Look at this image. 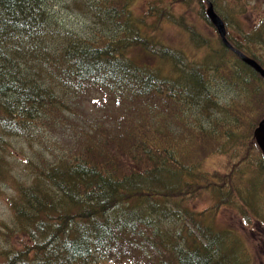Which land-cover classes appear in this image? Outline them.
<instances>
[{
  "label": "trees",
  "instance_id": "1",
  "mask_svg": "<svg viewBox=\"0 0 264 264\" xmlns=\"http://www.w3.org/2000/svg\"><path fill=\"white\" fill-rule=\"evenodd\" d=\"M46 3L0 0V190L11 171L8 138H37L47 150L58 146L50 140L52 126L57 142L70 147L55 154L54 164L41 153L36 173H32L34 167L26 157L30 180L15 187L10 203L15 226L12 232L25 236V240L20 246H0V264H97L122 257L132 264H142V256L147 264L151 259L154 264H225L227 258L233 260L238 248L232 245V254L224 250L227 232L210 233L199 223L197 235L187 226L190 218L194 223L203 212L196 217L189 208L169 209L160 200L192 195L196 183L185 184L184 178L195 177L201 171V158L192 154L187 159L171 145L157 146L155 138L151 144L141 141L139 134L148 126L136 123L144 117L153 119L154 110L159 117L164 111L174 116L176 110L187 105L210 103L215 80L209 79L210 72H204L208 67L194 63L178 68L179 62H175V71H180L164 75L128 58L120 49L125 48L122 40L88 47L71 36L70 42L61 45L62 32L48 14ZM131 3L124 0L120 8H111L112 17L106 9L109 2L98 4L94 0L93 7L102 18L113 20L114 13L122 15L130 31L134 21ZM230 39L264 67V59L250 51L249 45L244 47ZM220 45L214 49V56L222 59L231 50ZM168 48L162 51V59ZM238 59L253 79L264 82ZM237 67L233 64L232 72H219L222 66L218 64L214 74L217 78L225 75L220 76L223 80L233 75L239 78L243 70ZM91 90L101 95L113 93L110 100L122 105L119 109L125 110L126 117L115 119L101 110H94L93 118L83 117L68 108L69 99ZM94 106H98L96 101ZM194 126L202 129L193 139L203 142L198 151L205 157L211 139L200 122H194ZM186 130L192 132L188 127ZM46 137L50 144L44 141ZM84 137L90 141L89 148L80 153ZM160 155L164 156L162 165L169 164L172 172L161 170L162 165L155 166L154 158L161 160ZM145 159L147 166L142 169L138 162ZM161 171L165 172L159 175ZM165 214L181 221L182 230L158 234V227L153 228Z\"/></svg>",
  "mask_w": 264,
  "mask_h": 264
},
{
  "label": "rangeland",
  "instance_id": "2",
  "mask_svg": "<svg viewBox=\"0 0 264 264\" xmlns=\"http://www.w3.org/2000/svg\"><path fill=\"white\" fill-rule=\"evenodd\" d=\"M101 2H109L106 9L111 16V8H120L124 0H97L98 4ZM214 2L215 9L226 22L228 37L244 47L249 45L250 51L264 59V0H214ZM93 4L94 0H47L48 14L59 25L56 28L62 32L61 45L70 42L71 36L88 47L104 46L112 40L113 42L122 40L125 48L120 49L128 58L164 75L180 71H175V62H179L178 68L185 66L187 68L189 64L194 63H203L208 67L204 72H210L209 79L215 80V86L210 83V86L212 85L210 103L200 101L199 105L197 103L187 105L176 110L174 116L171 111L162 110L164 113L159 117V113L154 110L153 119L149 117L147 111L146 115L149 118L144 117L136 122L148 126L139 134V138L147 144H151L155 138L157 146L171 145L177 154L181 152L187 159H190L192 154L201 158L202 163L199 165L201 171L195 177L184 178L185 184L196 183L192 195L186 199H181V196H170L160 200L169 209L184 211L189 208L196 217L198 213L203 212L198 221L195 220L193 223L190 218L187 222V226L197 235L199 234L196 227L199 223L210 233L227 232L226 239L223 240L224 250L232 254L234 246L238 248V252L233 260L229 261L227 258L225 264H264V156L253 137L255 128L264 118V106L262 107L264 82L259 83L253 79L251 71L246 70L243 65L240 66L237 62L238 57L233 52H228L222 59L214 56V49L220 47L222 42H219V36L210 21L205 19L206 2L132 0L131 15L134 21L130 31H127L122 15L114 13L113 20L104 16L107 20L105 23L104 18L95 13ZM165 47L169 48L166 49V58L162 59L160 55ZM175 58L180 61L174 60ZM218 64L222 66L219 72H224L225 69V72H232L235 64L238 66L237 70L240 68L243 70L242 75L239 78L233 75L223 80L221 77L225 75L221 74V77L217 78L214 68ZM91 92L93 90L84 91L76 98L69 99L71 101L68 108L79 112L83 117L93 118L94 110L108 112L119 120L126 117L125 110L119 109L122 105L110 100L114 97L113 93L101 95ZM95 101L97 107L94 106ZM113 110L116 111L112 113ZM194 122H200L204 133L211 139L207 149L209 153L205 157L198 151L203 142L193 139L195 133L202 132V129L194 126ZM132 125L133 123L129 124L127 129L130 130ZM186 127L192 132L187 131ZM160 134L165 138L160 139ZM36 140L37 138H8L7 157L11 171L8 182L0 190V246H20L25 240V236H17V232H12L15 226L10 203L16 193L15 187L24 180H30L28 176L31 171L25 163L26 157L34 167L32 173H36V166L41 163V153L54 164L55 154L63 153L70 147L68 144L57 142L52 126L50 140L58 146L47 148L45 145L46 150ZM84 140L78 148L80 153L87 152L89 148L87 144L90 141L86 137ZM44 141L51 143L47 137ZM162 157L164 156L157 160L155 156L154 161H157L155 166L164 163ZM146 162L145 159L138 163L144 169L147 166ZM160 168L161 170L168 168V172L173 171L169 164ZM178 219L182 220L181 214ZM156 223L157 226L153 229L156 230L158 227V234L165 230L177 234L184 225L168 214ZM4 226L10 228L6 229ZM125 258L101 260L97 264H132ZM141 259L142 264H147L146 257L142 256ZM149 262L154 264L152 259Z\"/></svg>",
  "mask_w": 264,
  "mask_h": 264
},
{
  "label": "water",
  "instance_id": "3",
  "mask_svg": "<svg viewBox=\"0 0 264 264\" xmlns=\"http://www.w3.org/2000/svg\"><path fill=\"white\" fill-rule=\"evenodd\" d=\"M207 3L206 16L219 35L225 47L231 50L244 64L252 68L264 79V67L253 57L247 55L235 47L227 38V27L224 19L215 10L214 4L210 0H199ZM254 139L264 156V118L259 122L254 130Z\"/></svg>",
  "mask_w": 264,
  "mask_h": 264
},
{
  "label": "bare ground",
  "instance_id": "4",
  "mask_svg": "<svg viewBox=\"0 0 264 264\" xmlns=\"http://www.w3.org/2000/svg\"><path fill=\"white\" fill-rule=\"evenodd\" d=\"M227 27V26H226ZM219 36V35H218ZM220 38V37H219ZM227 38H228V30H227ZM221 40V39H220ZM124 211V210H123ZM77 240V239H76Z\"/></svg>",
  "mask_w": 264,
  "mask_h": 264
},
{
  "label": "flooded vegetation",
  "instance_id": "5",
  "mask_svg": "<svg viewBox=\"0 0 264 264\" xmlns=\"http://www.w3.org/2000/svg\"><path fill=\"white\" fill-rule=\"evenodd\" d=\"M228 39H229V41L232 43V41H231L230 37H229Z\"/></svg>",
  "mask_w": 264,
  "mask_h": 264
}]
</instances>
